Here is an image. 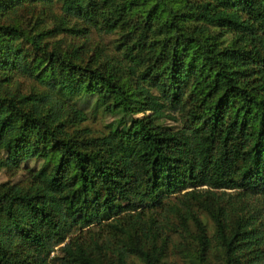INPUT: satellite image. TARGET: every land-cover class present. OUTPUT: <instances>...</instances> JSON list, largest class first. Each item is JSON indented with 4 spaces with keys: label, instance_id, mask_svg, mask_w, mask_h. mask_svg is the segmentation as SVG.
<instances>
[{
    "label": "trees",
    "instance_id": "trees-1",
    "mask_svg": "<svg viewBox=\"0 0 264 264\" xmlns=\"http://www.w3.org/2000/svg\"><path fill=\"white\" fill-rule=\"evenodd\" d=\"M93 106L151 113L94 132ZM31 158L0 264H174L172 232L186 264H264V0H0V170Z\"/></svg>",
    "mask_w": 264,
    "mask_h": 264
},
{
    "label": "rangeland",
    "instance_id": "rangeland-1",
    "mask_svg": "<svg viewBox=\"0 0 264 264\" xmlns=\"http://www.w3.org/2000/svg\"><path fill=\"white\" fill-rule=\"evenodd\" d=\"M54 9L59 11L60 10V3H56L53 5ZM46 16V14H45ZM50 21V20H49ZM217 32V29L216 31ZM69 32L63 31L60 33H56L50 37L51 40L55 38H60L64 36V39L66 42H68L71 39H74L76 41L78 40H86L89 44L92 46H100L107 50V52H115L114 49V42L115 37L117 34H111V33H104L102 31H99L97 29H92L87 36L80 35L78 37V40L76 39L77 35L68 34ZM231 36L230 33H226L225 37L226 39H229ZM33 85L38 86L37 83L32 78H23V86L25 89L29 90ZM89 117L88 119L84 120L82 122L83 125H87L91 128L94 132H102L106 131L109 128V125L114 123H121V126H128L132 122L133 117H141L148 113H151V111H141L137 112L133 115L126 114L123 110H118L116 112H111L108 110H105L103 107L100 109H95L93 107H89L88 109ZM123 120V121H120ZM158 123H161L162 125L166 126H172V127H179L181 125V121L179 119H174L169 116H162L157 119ZM44 161L42 158H31L25 163H22V168H20L17 172H12L11 170L7 168H2L0 170V183L4 181H9L12 184H19V185H27L29 182V168H35L39 167L40 164H42ZM227 192H235L234 189H226ZM204 218L208 221V224L210 226L211 231L214 230V222L213 220L207 216L206 214H202ZM175 217V216H173ZM173 236V242L170 243L169 251L166 255V260L170 263L174 264H186L187 259L184 256L183 253L179 251V248L176 246V243L179 241L180 236L178 233L172 232ZM56 252H60L59 246L56 247ZM130 264H143V262L138 258L137 256H131L130 258Z\"/></svg>",
    "mask_w": 264,
    "mask_h": 264
}]
</instances>
